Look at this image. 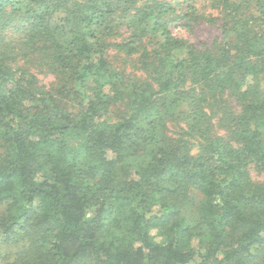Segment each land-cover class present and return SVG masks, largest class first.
<instances>
[{"label":"trees","instance_id":"obj_1","mask_svg":"<svg viewBox=\"0 0 264 264\" xmlns=\"http://www.w3.org/2000/svg\"><path fill=\"white\" fill-rule=\"evenodd\" d=\"M212 1L216 52L174 35L163 0H0V264H264L249 173L264 171V0ZM9 30L54 82L13 63ZM109 49L136 55L144 81L117 85ZM226 94L229 136L211 135L206 109ZM175 110L198 154L168 133Z\"/></svg>","mask_w":264,"mask_h":264},{"label":"rangeland","instance_id":"obj_2","mask_svg":"<svg viewBox=\"0 0 264 264\" xmlns=\"http://www.w3.org/2000/svg\"><path fill=\"white\" fill-rule=\"evenodd\" d=\"M163 1L173 5L176 9L177 19L173 24L170 23L169 25V29L174 35L187 39L199 51L209 50L210 52H216L219 49L225 37V33L223 32L224 28L222 26L224 18L220 10L214 6L212 0ZM188 4L193 6L194 10L190 9L187 6ZM129 34L130 30L125 26H120L115 30V34L109 39V42H119L124 40ZM5 42L8 51L15 56L13 63L26 68L29 72L34 74L41 86H48L55 81V77L44 59L33 53L28 56L22 54V35L14 30H9L6 33ZM108 60L110 70L116 78L115 82L119 86L130 85L134 81L141 82L146 78V72L142 69V64L139 63L136 55L126 57L121 51L109 49ZM223 106L226 107L223 109ZM238 108L239 104L230 94L219 96L216 100H211L206 109L207 112L210 113V134L228 137L230 132V126L228 125L230 117L228 114L230 112L235 113ZM113 110L117 111L119 114H125L127 112L126 102H117L113 106ZM177 111L178 110H175L176 116ZM186 126L187 122L177 116L175 119L168 121L167 130L168 133L173 136H178V134L183 135L188 142L191 154H198L201 150L199 136L196 133H193L191 136L184 135V132L187 131ZM231 144L234 145V141H231ZM249 173L254 182L264 184V171L256 170L251 166ZM199 200H201L200 194L194 193L191 202L186 205L188 215H192L194 212V205L197 204ZM16 251L17 250L13 247H8L5 251H1V262L12 259Z\"/></svg>","mask_w":264,"mask_h":264}]
</instances>
